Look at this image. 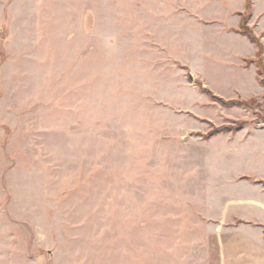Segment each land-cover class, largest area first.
Returning <instances> with one entry per match:
<instances>
[{"label": "rangeland", "instance_id": "obj_1", "mask_svg": "<svg viewBox=\"0 0 264 264\" xmlns=\"http://www.w3.org/2000/svg\"><path fill=\"white\" fill-rule=\"evenodd\" d=\"M249 1L0 0V264H264Z\"/></svg>", "mask_w": 264, "mask_h": 264}, {"label": "trees", "instance_id": "obj_2", "mask_svg": "<svg viewBox=\"0 0 264 264\" xmlns=\"http://www.w3.org/2000/svg\"><path fill=\"white\" fill-rule=\"evenodd\" d=\"M251 14V2L249 0H246L245 3V9L243 13L238 14L240 20H239V27L237 31H234L240 36L245 37L249 40L251 44H254L258 48V53L260 54V51L262 50L261 45L257 41L256 37L253 35L252 31L248 27V20ZM246 65V64H245ZM258 67V75H264V65L259 61L257 63ZM260 84L262 87H264V81L260 80ZM204 92L215 102H218L219 104L223 105L224 107H233V106H250L253 100H243V99H237V100H230L225 101L219 97H216L212 95L208 90H204ZM240 125V124H239ZM237 126V125H236ZM234 127L231 128L228 126L221 127L217 129V131H230L233 130Z\"/></svg>", "mask_w": 264, "mask_h": 264}, {"label": "crops", "instance_id": "obj_3", "mask_svg": "<svg viewBox=\"0 0 264 264\" xmlns=\"http://www.w3.org/2000/svg\"><path fill=\"white\" fill-rule=\"evenodd\" d=\"M253 9V8H252ZM252 12H253V16L255 17V12H254V9L252 10ZM233 13V15L235 14V13H238L237 11L236 12H232ZM238 26H239V20H238ZM238 26H237V28H238ZM237 28H235V29H233V28H231V29H228L227 28V30H237ZM224 29H226V28H223V30ZM225 31V30H224ZM224 33H226V34H232L234 37H236V38H240L241 36L240 35H238L237 33H229V32H224ZM253 54V53H252ZM226 57H227V60H229V58H230V56H231V59H232V61L234 62H237V63H235V66H237V69L243 74V75H241L240 77L242 78V79H244V78H246V76H247V73H250V72H252L253 74L251 75L252 76V82L255 84L256 82L254 81L255 80V73L253 72V70H251V69H248V68H244V67H241V63L243 62V60H245L242 56H238V55H236V53H233V56H232V54L231 55H228V54H226L225 55ZM251 59V58H250ZM227 62V61H226ZM231 66H234V64H230ZM256 86L260 89V87L256 84ZM258 89V90H259ZM261 92H262V90H261Z\"/></svg>", "mask_w": 264, "mask_h": 264}]
</instances>
